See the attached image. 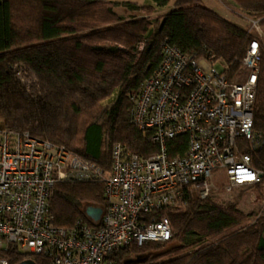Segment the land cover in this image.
<instances>
[{
    "label": "trees",
    "instance_id": "16d2710c",
    "mask_svg": "<svg viewBox=\"0 0 264 264\" xmlns=\"http://www.w3.org/2000/svg\"><path fill=\"white\" fill-rule=\"evenodd\" d=\"M146 1L152 9L172 2ZM233 2L263 23L264 0ZM254 39L200 0H176L156 23L117 17L107 0H0V124L64 147L107 173L114 143L143 158L158 151L132 125L130 114L131 98L160 64L164 42L211 59L232 77ZM260 53L253 112L254 130L264 134L263 47ZM20 66L37 81L29 92L16 77L14 70ZM167 146L169 156L183 155L187 138L176 137ZM252 165L263 174L261 186L264 143ZM185 199L184 207L155 216L167 217L171 239L127 246L112 259L117 264H264V215L246 224L248 216L235 205L222 207L211 198L189 195ZM94 208L101 217L107 208L102 182L55 186L50 213L56 227L70 229L79 221L97 227L87 212ZM2 256L9 264H51L45 257L21 254L15 245ZM139 257L144 261L136 262Z\"/></svg>",
    "mask_w": 264,
    "mask_h": 264
},
{
    "label": "built area",
    "instance_id": "2783aa9c",
    "mask_svg": "<svg viewBox=\"0 0 264 264\" xmlns=\"http://www.w3.org/2000/svg\"><path fill=\"white\" fill-rule=\"evenodd\" d=\"M161 47V62L131 98L130 114L132 125L158 147L155 154L143 158L114 143L106 173L64 147L0 124V264H9L2 256L9 245L51 264H117L113 255L127 246L171 239L167 217L155 216L184 207L185 195L207 199L214 177H223L227 193L262 184L252 165L264 143L253 112L260 42L250 43L232 77L211 59L166 42ZM24 68H15L16 77ZM179 136L187 138V150L171 157L167 142ZM76 182L104 184L107 208L97 227L53 223L55 186Z\"/></svg>",
    "mask_w": 264,
    "mask_h": 264
},
{
    "label": "rangeland",
    "instance_id": "374dc122",
    "mask_svg": "<svg viewBox=\"0 0 264 264\" xmlns=\"http://www.w3.org/2000/svg\"><path fill=\"white\" fill-rule=\"evenodd\" d=\"M176 0L163 9L149 8L151 4L146 0H107V3L112 8L117 17L125 20H140L155 22L159 21L161 17L168 13L174 6ZM209 9L217 14L226 17L230 22L247 29L253 34L256 40L260 42L261 47L264 48V19L257 20L251 17L241 8L237 7L233 0H200ZM128 5H137L140 11H132ZM220 15V16H221ZM251 21H259L255 26H252ZM140 44L138 48L142 47ZM23 72L17 73V77L24 84L28 86L36 85L37 81H33L32 74L28 68H24ZM26 74V76H25ZM31 79V80H30ZM108 103V101H106ZM213 190L208 198L213 199L218 205L226 207L227 205H235L239 211L248 216L246 224H252L259 217L264 215V184L261 186L242 187L235 189L231 193L224 190V179L222 176H216L213 179ZM196 197L197 194L192 195Z\"/></svg>",
    "mask_w": 264,
    "mask_h": 264
},
{
    "label": "water",
    "instance_id": "95a60500",
    "mask_svg": "<svg viewBox=\"0 0 264 264\" xmlns=\"http://www.w3.org/2000/svg\"><path fill=\"white\" fill-rule=\"evenodd\" d=\"M88 214L90 215V217L93 219V221L95 222H99L101 219V214L99 213L98 209H88L87 210ZM144 261V257H139L138 259H136V262H142ZM19 264H36L33 260H25Z\"/></svg>",
    "mask_w": 264,
    "mask_h": 264
},
{
    "label": "crops",
    "instance_id": "0c3cea01",
    "mask_svg": "<svg viewBox=\"0 0 264 264\" xmlns=\"http://www.w3.org/2000/svg\"><path fill=\"white\" fill-rule=\"evenodd\" d=\"M213 10V9H212ZM215 11V10H214ZM219 15H221V14H219ZM222 16V15H221ZM223 18H226V17H224V16H222ZM228 20V19H227Z\"/></svg>",
    "mask_w": 264,
    "mask_h": 264
},
{
    "label": "bare ground",
    "instance_id": "6f19581e",
    "mask_svg": "<svg viewBox=\"0 0 264 264\" xmlns=\"http://www.w3.org/2000/svg\"><path fill=\"white\" fill-rule=\"evenodd\" d=\"M167 242V241H166ZM156 243V242H155Z\"/></svg>",
    "mask_w": 264,
    "mask_h": 264
}]
</instances>
